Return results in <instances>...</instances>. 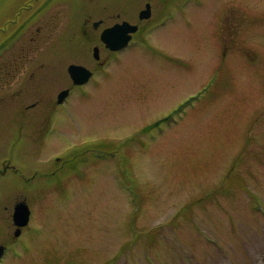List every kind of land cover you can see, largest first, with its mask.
<instances>
[{"label": "rangeland", "instance_id": "rangeland-1", "mask_svg": "<svg viewBox=\"0 0 264 264\" xmlns=\"http://www.w3.org/2000/svg\"><path fill=\"white\" fill-rule=\"evenodd\" d=\"M102 1L55 2L20 42L24 66L47 48L34 82L0 104V233L13 200L31 212L3 264H264V0H157L146 37L57 105L65 63L92 62L87 10L136 21V0ZM99 135L113 158L39 174Z\"/></svg>", "mask_w": 264, "mask_h": 264}, {"label": "water", "instance_id": "water-1", "mask_svg": "<svg viewBox=\"0 0 264 264\" xmlns=\"http://www.w3.org/2000/svg\"><path fill=\"white\" fill-rule=\"evenodd\" d=\"M149 16V12L147 10L141 12L140 18H147ZM135 31V27H132L126 23H122L121 25H116L113 28L105 30L102 34V41L106 43V45L111 50H119L126 46L129 36L127 35L129 32ZM69 72L72 75L75 82L82 83L87 80L89 76V72L81 67L71 66L69 68ZM28 213L25 207L21 204L15 207L14 220L15 224L18 226H24L27 223ZM2 252V247H0V253Z\"/></svg>", "mask_w": 264, "mask_h": 264}]
</instances>
